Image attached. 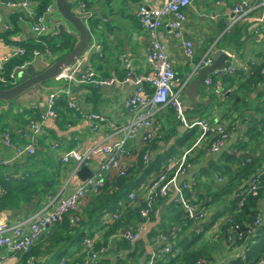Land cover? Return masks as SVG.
Instances as JSON below:
<instances>
[{
  "label": "crops",
  "instance_id": "1",
  "mask_svg": "<svg viewBox=\"0 0 264 264\" xmlns=\"http://www.w3.org/2000/svg\"><path fill=\"white\" fill-rule=\"evenodd\" d=\"M67 1L76 13L82 14L80 9L82 0ZM164 1L89 0L92 5L88 10L95 19L94 23H100L98 30L92 35V40L99 48L88 55L83 53L80 58L85 60V67L95 71L98 78L113 82L99 86L72 85L69 95H65L68 110L65 113V109H62L65 118L62 115L61 118L56 116L43 121L42 136L36 143L34 156H17L12 148L2 143L0 135V160L5 161L4 165H0L1 178L20 179L27 174L35 177L38 171H40L38 175L44 174L55 178V183L51 181L49 184L52 188L42 189L40 198L38 200L33 198L28 205L23 204L25 205L23 206L20 203V210L0 208V224L14 225L34 219L51 200L64 198L75 190L80 183L76 177L77 167L74 162L66 164L60 162V155L64 151L76 149L83 153L122 140L123 129L130 122L125 101L133 91L131 78L150 75L153 72L152 64L148 60V54L151 52L150 41L147 33L140 26L136 15L137 7L140 4L152 8L158 7ZM241 1L191 0L179 37H174L168 28H160L158 31L159 42L176 73L177 82L172 89L179 95L186 118L190 121L205 118L212 125L221 122L230 129V132L227 139L215 151L209 150V137L198 143L189 154V166L186 171L169 182L166 196L154 200L148 215L142 216L144 220L136 224L137 240L143 244L145 256L150 255L154 248L162 246L170 248L168 233L174 238L172 242L177 244V252H182L185 248L191 249L197 243L205 246L210 258L207 264H222L236 257L240 252L238 247L232 246L235 237L228 235L224 239L220 235V227L231 215L232 198L246 183V181L240 183L235 181L240 164L245 158L264 155V130L260 132L261 135L258 133L257 136H253L261 129V125H264V80L261 77L260 81L254 83L252 81L249 85L252 68L256 65L264 66V0H245L249 5L246 16L231 26L229 23L233 15L232 10ZM48 5L52 7L46 15L51 28L47 34L50 35L47 41L51 45L55 38L52 36L55 33L54 21L59 15L52 6L53 0H50ZM37 6V3H33V14L36 13ZM0 13L11 26L8 32L0 30V56L10 53L15 47L36 44L34 36L29 31L28 20L20 21L17 12L1 4ZM171 19L169 17L166 21ZM187 41L192 45L191 59L184 54V44ZM41 45L48 44L42 42ZM49 50H47L49 54L44 52L32 59L30 65L38 71L45 63L52 62L67 52L66 49L57 50L55 53ZM217 51H227L232 55L225 61V67L232 68V72L227 76L234 80H223L221 74L218 75L216 70L213 71L207 75L210 78L214 77L212 85L199 92L196 97L199 103L194 104L185 93L186 86L202 69L198 64L206 56ZM126 62H129L128 69L125 67ZM211 63H213L212 58ZM243 85L246 90L239 91V87ZM44 86L47 89L41 91L39 95L31 92L25 95L28 99L16 101L13 111L32 110L40 115L45 110L48 94L63 90L65 83L55 79L45 83ZM144 87L148 90L147 85ZM68 103L75 104L76 110L70 109ZM194 108L198 111L196 114L192 112H195ZM188 111L193 114L189 115ZM93 113L99 115L102 120L93 121L88 118V115ZM13 124L10 117L0 120V128L3 126L12 128ZM152 129L154 132L162 133L163 139L147 148L148 164H152V169L147 174L142 170L137 171L135 175L137 187L134 191L136 199L142 198L153 178L166 167V160L187 151L196 142L199 134L197 128L184 127L176 119L170 106L161 107L154 114ZM250 129L256 131L248 132ZM12 138L16 145H24L27 142L17 134H13ZM141 142L139 135L126 142L127 149L134 151L127 165L135 161L139 151L146 150ZM52 143H57V148L51 149ZM102 161L103 156L99 153L91 156L87 167L92 172V176L98 172ZM183 185H186L183 197L191 203H199V207L215 194L222 191L225 194L220 199L215 196L216 204L204 208L203 218L197 219L192 217L180 200L179 193ZM128 199L129 205L137 204L129 196ZM123 201L124 199L118 201L113 208L115 210L123 208ZM258 210L259 217L263 220L264 198L261 199ZM111 211L102 216L103 225L113 222L114 215ZM216 213L219 215L214 222L203 229ZM26 226L27 224L24 229ZM47 232L46 230L41 237H45ZM94 234L100 236V233ZM198 234H200L198 242L191 246V240ZM122 235L125 236V230H122ZM7 236L11 237V234ZM119 239H121L119 236H114L112 245L116 247ZM135 241L129 240L130 248L119 250V255L130 253ZM38 249L37 247L35 249L37 251L29 257L13 253L0 246V258L4 264H56L59 261L56 256L57 249L45 251L43 244L40 253H37ZM86 252L84 246L79 250L71 248L60 258L66 259L70 264L74 259H81ZM107 259L108 264H114L116 257L109 256ZM143 263L140 261L136 264Z\"/></svg>",
  "mask_w": 264,
  "mask_h": 264
},
{
  "label": "built area",
  "instance_id": "2",
  "mask_svg": "<svg viewBox=\"0 0 264 264\" xmlns=\"http://www.w3.org/2000/svg\"><path fill=\"white\" fill-rule=\"evenodd\" d=\"M33 3L36 2L33 0H0L1 5L18 13V19L20 21L28 20L29 31L34 36L37 44L40 43V38L47 35L51 29L47 22L46 15L51 11L52 7L51 5H47L39 16H34L32 12ZM190 5L191 0H165L160 6L153 8L143 4L138 5L136 15L141 28L149 37L151 52L148 54V60L152 64L153 72L150 75L134 76L131 78L132 84L134 85L133 91L130 97L125 101L126 111L130 115V122L123 129L122 140L113 145L85 151L83 153L76 149H68L67 151H64L60 155V162L62 164L74 162L77 169L82 166H88L91 156L95 153L101 154L103 156V161L99 164L98 172L94 176L84 182H80L70 195L61 199L55 198L51 200L45 206L43 211L34 219L18 222L14 225L0 224V246L5 247L16 254L27 253L46 230L61 221L67 212H76L82 199H85V197L94 194L99 190L103 185L104 175L110 170L119 167L120 160L123 157L122 155L128 150L125 145L127 141L133 139L137 135L140 136L142 141H151L155 138L160 140L163 135L160 132L153 131L152 119L154 114L161 107L170 106L174 111L176 119L184 127L187 129L197 128L199 134L196 142L192 144L187 151L167 159L166 167L153 178L146 189V192L140 199L146 203V207L141 210V215L143 217L148 215L154 200L166 196L169 182L173 181L177 175L186 171V168L189 166V154L194 150L198 143H201L209 137V150L215 151L227 139L229 133L223 123L217 122L212 125L205 118L194 121H190L186 118L179 95L172 89L174 83L177 82L176 73L174 72L172 63L164 53L158 39V31L160 28H168L176 38L181 35V25L185 20L186 10ZM80 9L87 20L92 18L91 12L86 9L83 3L80 4ZM248 10L249 5L247 1L242 0L238 3L232 10L233 15L229 25L232 26L241 21L246 16ZM169 17L172 19L166 21ZM10 29V24L6 22L5 18L0 13V30L7 32ZM98 48V45L91 40L84 55H88L90 52H96ZM220 52L232 57L227 51ZM24 54L25 48L23 46H18L10 53L0 56V83L10 86H14L18 83L16 71H23L28 65H30L32 60L16 67L8 75L5 74V67L12 59L23 56ZM40 54L39 51L33 50L31 59L38 57ZM46 54H49V52L46 51ZM184 54L190 59L193 56L192 45L188 41L184 44ZM210 63L211 54L206 56L198 66L203 68L211 65ZM125 67L127 69L129 68V62H126ZM231 72L232 68L226 66L221 71V75L223 73L229 74ZM260 74L264 80V67L261 68ZM56 80L65 83L63 90H57L48 94L45 110L40 114L38 120L29 121L25 127L15 130L17 135L22 136L27 140L24 145H16L13 142L12 135L9 131H4L1 134L2 143L7 147L12 148L17 156L26 157L34 154L36 143L42 136L43 121L45 119L56 118L54 107L56 98L60 94L68 96L72 85L92 84L94 86H99L103 84H111L113 82V80H101L98 78L92 68L85 67V60L80 57L71 66L66 68ZM212 83V79L206 77L203 81V86L204 88H207L211 86ZM144 85L148 86V90H145ZM68 106L70 109L76 110L75 104L68 103ZM88 118L93 121L102 120L99 115L94 113L89 114ZM57 146V143H52L51 149H55ZM4 164L5 161L0 160V165ZM257 183V179L251 180L246 190L244 189L240 192L241 197H244L245 193L249 192L255 194ZM185 188L186 185H183L180 188L181 191L179 196L181 202H183L188 211H190L192 217L197 219L203 218V210L198 205L190 203L183 197V190ZM128 196L131 200H138V198L136 199L134 191L129 192ZM114 217L116 218L117 216ZM260 222V217H258L257 220H255L254 225L258 226L260 225ZM26 224V229H24ZM237 228L238 226H234V230ZM9 233L11 234V237L7 236ZM125 237L129 240L135 241L138 239V234L125 232ZM96 239H98V235L94 234L92 237L87 238L84 241V247L87 251L86 257L80 262H74L73 264H96L98 262L100 258L99 252H96L91 248L93 241ZM164 252L169 253L170 248L165 247ZM153 256L154 254L152 252L145 264H153ZM0 264H4L1 258ZM56 264L69 263L66 259L61 258ZM258 264H264V259Z\"/></svg>",
  "mask_w": 264,
  "mask_h": 264
},
{
  "label": "trees",
  "instance_id": "3",
  "mask_svg": "<svg viewBox=\"0 0 264 264\" xmlns=\"http://www.w3.org/2000/svg\"><path fill=\"white\" fill-rule=\"evenodd\" d=\"M33 1L38 5L34 16H39L50 2V0ZM82 3L87 10L92 5V2H89V0H82ZM94 20L95 19L90 18L87 22H94ZM49 37L50 35L42 36L40 44L26 45V48L24 47L25 54L12 59L6 65L5 74L8 75L16 67L23 65L26 62H30L32 60L31 54L33 50H37L39 53H44L50 49L55 53L57 50L66 49L68 51L71 48V41L68 38L65 37V41L62 45L54 46L49 45V42L47 41ZM42 42L48 44V48L46 45H41ZM263 67L264 66L262 65H256L252 68L249 85L252 84V81L254 83L261 80L260 70ZM221 77L223 80H234L232 77L229 78L227 73H223ZM211 79L213 80L214 77ZM9 87L12 86L0 83V89H7ZM243 89H245L244 85L239 87V91H243ZM65 99L66 97L61 94L55 101L54 111L58 118H61L62 115L65 118L64 110L62 111L63 108L65 109V113L68 110V108H66ZM13 105L14 103H11L6 110L0 107V120L10 117L14 123L12 128L1 127L0 135L4 131H9L11 135L17 134L15 131L16 129L25 127L29 121L38 120L40 116L39 114H35L32 110L15 112L13 111ZM194 110L195 112H192L196 114L198 111L196 108H194ZM192 112L188 111L189 115L193 114ZM263 126L264 125L262 124L260 127L261 129L256 132V134L254 133L255 135L253 134V136H257L258 133L261 135L262 133L260 132L264 130ZM226 129L229 133L230 129L228 127H226ZM255 131L250 129L248 132L253 133ZM162 139L163 136L160 140ZM160 140L155 138L151 141H142L141 144L146 150L142 149L139 151L136 155L135 161H133L131 165H127V162L133 157L134 151L127 150V152L122 155L123 157L120 160L119 167L110 170L104 175L103 185L99 190L96 193L89 195L87 198L82 199L76 212H67L61 221L57 222L47 230L48 232L45 234V237L43 236L44 239H42L43 237H40L31 249L27 253H23V255L31 257L32 254L37 251L35 250L37 247L39 248L37 253H40V247L43 244L45 251L50 252L53 248L57 249L56 256L58 257V260H60V257L66 255L71 248H77L79 250L83 247L84 241L87 238L92 237L96 232L100 233V236L93 241L91 245V248L100 254V258L96 264H108L109 260L107 258L114 255L116 257L114 264H130V262L136 264L140 261H143V264H145L150 255L147 254L145 256V250L141 241L136 240L133 249L130 253H126L124 256L119 255V250L130 248L129 240L122 235V230L129 233H136V224L144 220L141 215V210L146 207V203L138 199L135 201L137 204L133 203L129 205L128 193L135 191L137 187L135 178L137 171L142 170L147 174L152 169V164H148L147 148ZM3 169H5V167ZM39 172L40 171H38L35 177L27 174L20 179L13 177L4 180L0 177V208L6 207L9 209L20 210V203H22V205H28L33 198H36L37 200L40 198V195L43 192L42 189L47 190L52 188L49 184H51V181H54L55 183V178L53 176H45L44 174L38 175ZM254 179H257L258 181L256 193H245V196L241 197L240 192L244 189L246 190L250 181ZM235 181L238 183L246 181V183L232 198L230 203L232 212L230 217L220 227V235H222L224 239H226L228 235L234 236L235 242L232 246L238 247L240 252L236 257H233L222 264H258L264 259V219H260L261 222L258 226H255L254 222L259 217V203L261 199L264 198V155L262 154L260 156L245 158L240 164L237 175L235 176ZM224 194L225 192L223 191L215 194L210 199L205 200L203 205L200 204L202 206L200 208L203 210L206 207H213V205L216 204V200H214L215 196L220 199ZM51 196L53 197V193ZM123 199L124 210L123 208H120L119 210L116 209V211L114 206L118 201ZM36 204L37 203H34V205ZM109 211L117 217H114L111 224L103 225L102 216ZM218 215L219 213H216L211 217L203 229H206L208 225L210 226ZM234 226H238V228L234 230ZM167 235V238L171 241L169 242L170 252H164L165 246L154 248L152 251L154 254L153 264H207L210 260L205 246L197 245L200 234L194 236L190 242L191 246L197 244L191 249L185 248L182 252H177V244L175 245V243L172 242L174 238L170 233ZM114 236H119L121 238L116 247L112 245V238ZM117 255H119V257ZM84 257H86V255L81 259H74L72 262H69L70 264L80 262Z\"/></svg>",
  "mask_w": 264,
  "mask_h": 264
},
{
  "label": "water",
  "instance_id": "4",
  "mask_svg": "<svg viewBox=\"0 0 264 264\" xmlns=\"http://www.w3.org/2000/svg\"><path fill=\"white\" fill-rule=\"evenodd\" d=\"M53 6L59 15L54 21L55 33L52 36L58 37L59 45L65 41V37L70 39L71 48L60 58L45 63L40 70H36L32 65H28L23 71H16L18 83L7 89H0V107L4 110L9 108L11 103L28 99V93L40 94L47 89L45 83L55 80L66 68L71 66L89 47L92 40V33L88 26L86 17L74 11L67 0H53ZM213 63L203 67L198 71L197 77L188 82L186 95L194 103L198 104L196 97L204 89L203 81L208 74L217 71L220 75L225 68V61L228 56L222 52H214L211 55ZM76 177L80 182L92 177V172L87 166L77 169Z\"/></svg>",
  "mask_w": 264,
  "mask_h": 264
},
{
  "label": "rangeland",
  "instance_id": "5",
  "mask_svg": "<svg viewBox=\"0 0 264 264\" xmlns=\"http://www.w3.org/2000/svg\"><path fill=\"white\" fill-rule=\"evenodd\" d=\"M92 22L93 21H90L87 24H88V26L90 28V31H91L92 35H94L95 31L98 30V25L100 23L97 24V23H94V22L92 23ZM59 43H60V40L58 39V37H55L54 41H53V43L51 45L60 46Z\"/></svg>",
  "mask_w": 264,
  "mask_h": 264
}]
</instances>
